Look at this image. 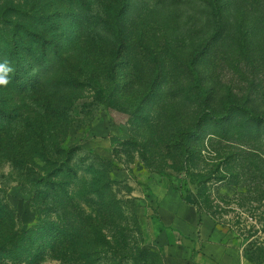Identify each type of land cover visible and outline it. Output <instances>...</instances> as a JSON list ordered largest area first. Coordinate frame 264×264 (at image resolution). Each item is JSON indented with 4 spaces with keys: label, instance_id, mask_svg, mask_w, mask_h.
I'll use <instances>...</instances> for the list:
<instances>
[{
    "label": "rangeland",
    "instance_id": "obj_1",
    "mask_svg": "<svg viewBox=\"0 0 264 264\" xmlns=\"http://www.w3.org/2000/svg\"><path fill=\"white\" fill-rule=\"evenodd\" d=\"M87 1L0 0V9L13 2L57 17L67 57L34 64L42 91L0 88V104L20 108L0 131V204L14 213L2 231L59 217L91 229L85 250L80 236L68 255L46 242L33 264H264V0ZM114 19L119 49L114 32L93 30ZM67 71L95 87L55 96V76ZM234 103L248 110L231 111ZM209 114L222 121L206 120L186 156L175 134ZM38 124L47 149L75 148L71 208L30 181L46 167L40 158L31 173L11 161L31 156ZM181 195L201 202L200 214Z\"/></svg>",
    "mask_w": 264,
    "mask_h": 264
},
{
    "label": "trees",
    "instance_id": "obj_2",
    "mask_svg": "<svg viewBox=\"0 0 264 264\" xmlns=\"http://www.w3.org/2000/svg\"><path fill=\"white\" fill-rule=\"evenodd\" d=\"M68 1L69 3L76 1L81 7L89 8L87 0ZM125 2L121 0V8ZM202 4L209 10V2L203 1ZM216 8L221 11L220 7L218 8L217 6ZM219 11L215 9L213 13L218 15ZM56 18L55 16L40 14L34 7L27 9L25 6L13 2L6 3L4 8L0 9V62L9 61L13 68V72L10 74V85L13 88H18L20 94L43 90L44 86L40 84L38 78H35L34 64L39 67L42 66L41 68L44 67V69H50L57 64L60 65L62 60L63 64H65L67 60V57L63 59L62 51H60V40L63 38V34H58L60 24L57 23ZM103 23V21L99 22L96 20L93 30L96 29L97 33L105 35L114 32L113 35L119 43L117 49H119L126 42L125 40L122 41L117 33L118 28H116V25L120 24L119 20L116 21L114 19L110 22H105V25ZM91 77L89 75L80 77L72 71H67L63 75H56L54 88L60 90L57 91L55 96H59L58 93H62L61 90L63 89H67L70 94L72 89L95 87ZM63 95L59 97H63ZM233 105L234 108L231 111L248 110L243 105L237 103ZM19 110L20 108L18 107L10 108L0 104V131L6 125L14 124L19 120ZM262 119V124L264 125V116H262ZM206 120L210 121V123L222 121L219 116L214 114L199 116L189 129H183L175 134V146L186 156L192 154L188 140L198 135L201 126ZM36 128L33 130V134L37 141H34V149L31 152V156L25 151H21L19 155L12 157L11 161L16 167L26 169L28 173H31V162H33L31 157L40 158L46 167L42 169V173H39L36 177L33 176L30 181L35 184L45 198H50L53 203L59 204L64 209H66L65 207L71 208L74 205L69 188L75 182L73 179H77L76 169L72 164L75 148L68 149L55 144L47 149L44 144L43 132H37L42 126L38 124ZM211 134L217 138H224V133H222V136L216 133ZM186 168L188 170L189 166L187 165ZM181 198L187 204L196 205L200 214L199 205L201 202L192 200L189 195H181ZM13 217L14 213L8 210L5 205L0 204V264H3L4 261H10L13 264H20L21 262L33 264L43 254L44 251L42 250L46 242H52L50 246L52 253L57 252L56 243L64 244V248H61L59 252H65L68 255L76 252V245L71 244L70 239L77 236L82 237L84 245L81 248L83 250L86 249L85 244L87 245V241L82 235L88 236L91 229L81 231V228L78 229L75 225L70 226L65 223V219L63 222L59 217L58 219H40L36 225L25 231L15 229L10 230L9 233L2 231L4 224L9 222L8 220H12ZM72 230H74V233H72ZM96 231L98 232L97 229ZM96 244L95 247L93 246L94 248L100 246L98 242ZM60 256L58 255V257Z\"/></svg>",
    "mask_w": 264,
    "mask_h": 264
},
{
    "label": "clouds",
    "instance_id": "obj_3",
    "mask_svg": "<svg viewBox=\"0 0 264 264\" xmlns=\"http://www.w3.org/2000/svg\"><path fill=\"white\" fill-rule=\"evenodd\" d=\"M12 72L13 68L11 67L8 60L0 62V88H6L10 84V74Z\"/></svg>",
    "mask_w": 264,
    "mask_h": 264
},
{
    "label": "crops",
    "instance_id": "obj_4",
    "mask_svg": "<svg viewBox=\"0 0 264 264\" xmlns=\"http://www.w3.org/2000/svg\"><path fill=\"white\" fill-rule=\"evenodd\" d=\"M225 260H226L225 258L211 259V258H208V257H203V258L197 260V264H225L224 263Z\"/></svg>",
    "mask_w": 264,
    "mask_h": 264
}]
</instances>
